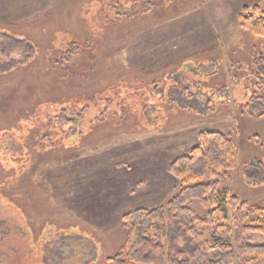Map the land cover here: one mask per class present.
I'll return each instance as SVG.
<instances>
[{"label": "rangeland", "instance_id": "1", "mask_svg": "<svg viewBox=\"0 0 264 264\" xmlns=\"http://www.w3.org/2000/svg\"><path fill=\"white\" fill-rule=\"evenodd\" d=\"M111 5L112 0H0V34L28 40L36 51L34 61L18 69L12 65L24 57L0 48V129L15 126L18 111L74 93L91 99L119 81L130 110L121 124L101 126L91 145L35 150L22 175L0 168V183L13 198L0 195V264L15 256L23 264H107L123 244L122 216L164 206L178 192L168 167L189 153L201 131L227 134L236 145L234 170L220 189L249 207L264 206V183L244 173L264 163V38L241 31L236 18L244 6L264 10V0H155L148 16L110 27ZM71 37L94 41L97 68L88 76L89 53L70 65L74 75L50 69L49 60ZM166 80L181 83L183 89H175L184 102H171L177 92L168 98ZM187 207L194 217H207L198 201ZM172 229L158 232L153 226L146 234H159L167 257L201 240L212 244L213 226L196 227L190 241ZM244 240L264 244L256 234ZM236 264H264V258Z\"/></svg>", "mask_w": 264, "mask_h": 264}, {"label": "trees", "instance_id": "2", "mask_svg": "<svg viewBox=\"0 0 264 264\" xmlns=\"http://www.w3.org/2000/svg\"><path fill=\"white\" fill-rule=\"evenodd\" d=\"M134 1L112 0V19L107 20L108 26L142 19L150 13L147 8L155 3V0H141L140 4ZM236 18L241 31L254 38H264V10L259 5L242 7ZM93 43H80L78 38L71 37L60 55L49 60L50 69L74 75L70 65L74 64L75 58L89 53L92 55H89L90 64L85 75L88 76L97 68L92 63V56L95 55ZM0 48L5 55L18 52L24 57L23 61L12 65L18 69L27 67L35 59V47L25 39L0 34ZM10 67L7 71H11ZM188 80H185L187 84ZM121 84V81L114 85L105 84V88L91 99L74 93L68 100L40 104L30 112H16L17 124L0 129V168L13 169L22 175L29 170L35 150L40 153L68 152L82 149L88 143L93 144L97 140L93 135L101 126L121 124L130 111L127 91L123 98L117 89ZM180 84L177 81L169 84L168 98L173 91L177 92V98H171V102H184L180 91L175 89H183ZM196 141L188 154L177 157L168 167L169 175L180 185L178 192L164 206L150 210L136 209L122 216L123 244L115 255L107 259V264H236L237 260L242 262L246 257L250 260L264 258V244L253 245L244 240L246 234L264 238V206L249 207L228 190L220 189V183L236 164L234 139L218 131H201ZM252 165L248 166L249 171H244L246 177H254L256 183H264V163ZM4 189L0 183V195L13 200ZM192 201H198L207 210L205 219L192 215L187 207ZM13 206L21 211L16 203ZM171 225L172 231L187 241L191 240L187 237L189 234L196 235V227L202 230L204 226H213L212 244L201 240L197 245L190 244L187 250L177 249L174 255L167 257L159 234L156 238L146 234L153 226L160 232ZM24 260L15 256L9 264H23Z\"/></svg>", "mask_w": 264, "mask_h": 264}]
</instances>
